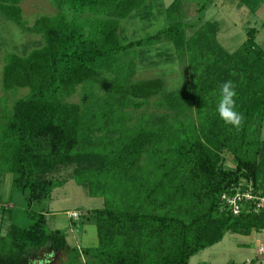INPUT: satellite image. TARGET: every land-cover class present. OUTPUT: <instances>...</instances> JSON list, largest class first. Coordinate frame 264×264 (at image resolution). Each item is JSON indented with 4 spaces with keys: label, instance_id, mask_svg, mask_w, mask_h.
Here are the masks:
<instances>
[{
    "label": "trees",
    "instance_id": "trees-1",
    "mask_svg": "<svg viewBox=\"0 0 264 264\" xmlns=\"http://www.w3.org/2000/svg\"><path fill=\"white\" fill-rule=\"evenodd\" d=\"M145 1L51 0L56 12L26 26L21 0H0L7 21L43 39L26 55L7 54L1 72L5 92L27 90L14 101L0 138L11 187L28 204L41 202L66 183L50 176L72 167L70 179L102 198V208L86 217L98 246L71 249L84 264H188L226 233L248 236L264 228V215L232 216L219 200L241 181L264 194V49L255 30L229 53L214 22L186 23L192 6L173 0L165 8L168 25L121 43L120 22ZM237 1L252 13L264 3ZM162 43L188 68L182 89L167 90L161 78L133 77L129 52ZM227 80L236 85L245 118L239 130L216 112ZM78 90L79 102L70 101ZM224 155L232 169L223 167ZM29 217L28 226L10 224L0 234V264H47L68 249L64 232L46 229L42 211Z\"/></svg>",
    "mask_w": 264,
    "mask_h": 264
},
{
    "label": "rangeland",
    "instance_id": "rangeland-1",
    "mask_svg": "<svg viewBox=\"0 0 264 264\" xmlns=\"http://www.w3.org/2000/svg\"><path fill=\"white\" fill-rule=\"evenodd\" d=\"M172 1L146 0L144 9L134 12L120 22L121 43L144 39L168 25L165 8ZM204 2L205 0H186L185 4L192 6L190 16L185 19L186 23L199 25L214 22L217 25L215 37L229 53L235 51L245 41L248 30L254 29L255 43L264 49L263 2L254 13L247 7L239 5L237 0H213L202 12L193 11ZM20 7L26 26H31L40 16L53 15L56 12L51 0H21ZM194 29L187 30V35ZM42 45L43 39L40 35L22 31L0 14V138L5 119L9 117L14 101L27 93L26 89L16 93L3 90L1 72L5 56L9 53L26 55ZM129 55L134 62L135 80L161 78L167 90L182 89L189 80L188 68L176 57L175 50L169 43L147 44L134 48ZM79 96L78 90L70 101L79 102ZM144 110L136 111V114ZM152 110L153 108L147 109V112ZM260 139L264 141V122ZM7 155L5 151L3 153L0 145V234L4 236L10 224L28 226L32 223L29 214L42 211L46 219V229L64 232L68 244L65 252L47 258L49 264H84L82 256H73L71 249L80 252L98 246L96 227L87 222L86 217L91 210L102 208V198L91 197L86 186H79L70 179L72 167H67L50 176L66 182L52 191L50 199L28 204L24 195L11 187L12 175L6 170ZM222 164L226 169L234 167L229 155L223 156ZM261 181L263 182L264 178H261ZM259 185L263 184L260 182ZM73 212L80 215L77 220L69 217ZM262 243L264 235L260 232H252L248 236L226 233L219 243L191 257L188 264H264V257L257 255L258 247Z\"/></svg>",
    "mask_w": 264,
    "mask_h": 264
},
{
    "label": "built area",
    "instance_id": "built-area-1",
    "mask_svg": "<svg viewBox=\"0 0 264 264\" xmlns=\"http://www.w3.org/2000/svg\"><path fill=\"white\" fill-rule=\"evenodd\" d=\"M219 200L221 210L232 216H239L243 213L264 215V194L255 189L251 182L241 181L237 185L230 186L220 194ZM69 217L77 220L80 215L73 212L69 214ZM260 233L264 235V228ZM257 255L264 257V243L259 245Z\"/></svg>",
    "mask_w": 264,
    "mask_h": 264
},
{
    "label": "clouds",
    "instance_id": "clouds-1",
    "mask_svg": "<svg viewBox=\"0 0 264 264\" xmlns=\"http://www.w3.org/2000/svg\"><path fill=\"white\" fill-rule=\"evenodd\" d=\"M236 85L232 80L223 82L219 87V98L216 112L219 118L227 126L239 130L244 123V116L237 110Z\"/></svg>",
    "mask_w": 264,
    "mask_h": 264
},
{
    "label": "flooded vegetation",
    "instance_id": "flooded-vegetation-1",
    "mask_svg": "<svg viewBox=\"0 0 264 264\" xmlns=\"http://www.w3.org/2000/svg\"><path fill=\"white\" fill-rule=\"evenodd\" d=\"M43 261H44V260H43ZM43 261H42V260H40L39 264H42V263H43ZM47 264H49V262H47Z\"/></svg>",
    "mask_w": 264,
    "mask_h": 264
}]
</instances>
